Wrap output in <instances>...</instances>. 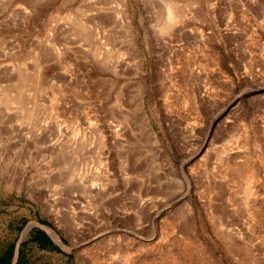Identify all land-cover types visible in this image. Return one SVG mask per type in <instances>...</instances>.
<instances>
[{
    "label": "rangeland",
    "instance_id": "1",
    "mask_svg": "<svg viewBox=\"0 0 264 264\" xmlns=\"http://www.w3.org/2000/svg\"><path fill=\"white\" fill-rule=\"evenodd\" d=\"M17 239L14 264H264V0H0Z\"/></svg>",
    "mask_w": 264,
    "mask_h": 264
},
{
    "label": "bare ground",
    "instance_id": "2",
    "mask_svg": "<svg viewBox=\"0 0 264 264\" xmlns=\"http://www.w3.org/2000/svg\"><path fill=\"white\" fill-rule=\"evenodd\" d=\"M173 6H174V4L172 3V2H167V4H166V11H165V19H166V23H165V28H168L170 25H172L173 24V21H174V15H173V13H172V8H173ZM176 11V10H175ZM96 16V15H95ZM99 20V19H98ZM100 21V20H99ZM100 26V25H99ZM104 26H102V24H101V26H100V30L103 28ZM101 32L103 33V30H101ZM102 35V38L103 37H105V35L103 36V34H101ZM106 38V37H105ZM33 77L32 78H24V77H22V82L24 83V82H26L27 80H29L30 81V79H31V81H34V83H35V86H38V85H36L37 84V82H38V80H37V78L36 77H38V76H34V75H32ZM22 86V85H21ZM21 90H22V88L21 87H18V89H17V91H16V93L13 95V94H11V95H9L6 99H5V104H6V106H8L9 108H10V106H11V108L12 107H14V106H16L17 108H19L21 111H28V110H31V109H29V100H27L28 98H25L24 97V95H22V92H21ZM35 103H37V102H35ZM35 105V104H34ZM36 106V105H35ZM40 108V107H39ZM33 110V109H32ZM32 112V111H31ZM37 113V112H36ZM31 116V115H30Z\"/></svg>",
    "mask_w": 264,
    "mask_h": 264
},
{
    "label": "crops",
    "instance_id": "3",
    "mask_svg": "<svg viewBox=\"0 0 264 264\" xmlns=\"http://www.w3.org/2000/svg\"><path fill=\"white\" fill-rule=\"evenodd\" d=\"M34 234L35 235L32 236V238H34V240H38V239L46 240L47 238H49L47 236L46 232L44 230L40 229V228L39 229H35ZM18 244L19 243H18V239H17L14 242L13 251L10 252V251L5 250L3 253H0V259L5 254V252H8V253L11 254V259H10L9 263H7V264H14L15 263V259H16ZM0 264H1V262H0Z\"/></svg>",
    "mask_w": 264,
    "mask_h": 264
},
{
    "label": "trees",
    "instance_id": "4",
    "mask_svg": "<svg viewBox=\"0 0 264 264\" xmlns=\"http://www.w3.org/2000/svg\"><path fill=\"white\" fill-rule=\"evenodd\" d=\"M10 259H11V254L8 252H5V254L0 259V262L1 264H7L9 263Z\"/></svg>",
    "mask_w": 264,
    "mask_h": 264
}]
</instances>
